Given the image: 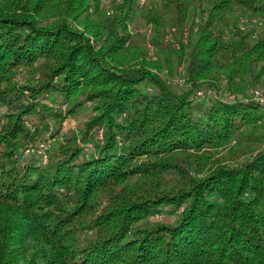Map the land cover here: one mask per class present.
Here are the masks:
<instances>
[{"label":"trees","instance_id":"trees-1","mask_svg":"<svg viewBox=\"0 0 264 264\" xmlns=\"http://www.w3.org/2000/svg\"><path fill=\"white\" fill-rule=\"evenodd\" d=\"M151 2L154 43L199 16L158 58L138 0H0V264H264V108L226 95L264 78V0Z\"/></svg>","mask_w":264,"mask_h":264},{"label":"rangeland","instance_id":"rangeland-1","mask_svg":"<svg viewBox=\"0 0 264 264\" xmlns=\"http://www.w3.org/2000/svg\"><path fill=\"white\" fill-rule=\"evenodd\" d=\"M148 1L138 0V6H135V11H134V14L132 16V19L130 21V26H129L133 39H135L136 41H142L146 45V47L148 48V52H150V54H154V52L156 51L155 56H157V58L159 57V55H158L159 50L160 49L163 50L164 48H166L167 44L173 46V45H175V43L181 44V41H183L184 45H186V42H188L190 33L191 32L195 33V31L198 28L197 24L199 21V16L197 14L195 15L196 16L195 20L197 23H195L192 26L191 22L190 23L188 22L189 24L187 23V25L184 27L183 30H179L178 28H176V30H172V27H174L175 24L170 23V21H168L166 24L163 25V27H161L160 31L158 32L159 41L154 43L153 41H151V37H152L154 31H152V26L148 25L146 23V19L143 15V13H144L143 8L145 7V5L149 6L152 4L151 0L149 2ZM111 2H112V0H101L102 6L105 8H107V5H110ZM109 10H111V9H109ZM167 34L170 35V38L168 40L166 39ZM154 44H155L157 49L154 48V52L151 53L152 47H154ZM180 47H181V45H180ZM180 47L176 46V48H179V49H180ZM165 60L166 59L164 58L163 61H165ZM163 64H164V67L161 70V74L164 77H166L169 81L177 82V79L180 76V71L184 70V68H185V62L178 66L180 70L178 69L177 74L171 73L170 67H169L170 65L167 61L164 62ZM25 77L21 79V78H18V75H16L14 77V80H15V82H18V83H27L32 79L30 74L25 75ZM32 81H35V80H32ZM219 86L220 87H219L218 91H222L224 93V90L227 89V86L224 84V82ZM255 87H264V78L262 79V81H259V83L256 85H253V84L251 85V83H249L248 79H245L243 81V84H241L238 87L239 89H235V90H233V92L236 94H239V95H243L244 97H250L251 91ZM85 106H89V105H85ZM262 107L264 108V105H262ZM81 110L85 111V110H88V108L83 107ZM84 125H85V123H84L82 118H80V120H79L75 116H69V117L65 118V120L62 123L61 133L67 134V135L76 134L74 132V130H77V131L84 130L85 129ZM53 126L56 127L57 124H54ZM50 134H51L50 131L44 132L45 137H47ZM76 142L79 143V142H81V140L78 139ZM32 148H34L37 151V146L36 147L32 146ZM246 148H248V145H246ZM177 217L178 216L176 214L171 213L169 208L166 207V211L162 212V214H160V215L154 216L153 219H157L159 221H162L163 223L173 224V223H175Z\"/></svg>","mask_w":264,"mask_h":264},{"label":"built area","instance_id":"built-area-1","mask_svg":"<svg viewBox=\"0 0 264 264\" xmlns=\"http://www.w3.org/2000/svg\"><path fill=\"white\" fill-rule=\"evenodd\" d=\"M172 30H176V27H172ZM170 38V35L167 34L166 35V39L168 40ZM175 45L177 47H179V43H175ZM154 52V47H152V52ZM183 72V70H181ZM185 77L183 75L180 74L179 78L177 79V81L179 83H185ZM204 92H207V93H210L211 92V89H201V90H198L196 92V95L198 96H201V95H204L205 93ZM218 95V93H217ZM227 95V98L230 99V100H236L238 98H242L243 100L245 101H249V100H253V101H256L257 103L261 104V105H264V87H255L252 91H251V96L250 97H244L243 95H239V94H236L234 92H227L226 93ZM47 148H48V145L45 144V143H42L40 144V147L38 148V153L40 156H42L43 160L46 162L47 161ZM34 149L33 148H27L26 149V153H30V152H33Z\"/></svg>","mask_w":264,"mask_h":264}]
</instances>
